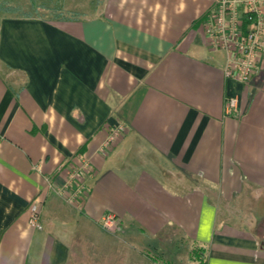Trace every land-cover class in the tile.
Segmentation results:
<instances>
[{"label":"crops","instance_id":"0c3cea01","mask_svg":"<svg viewBox=\"0 0 264 264\" xmlns=\"http://www.w3.org/2000/svg\"><path fill=\"white\" fill-rule=\"evenodd\" d=\"M216 1L0 10V264H91L118 236L164 253L172 230L207 264H264V57L249 84L226 78L204 31ZM83 160L88 193L69 204L58 189Z\"/></svg>","mask_w":264,"mask_h":264},{"label":"built area","instance_id":"2783aa9c","mask_svg":"<svg viewBox=\"0 0 264 264\" xmlns=\"http://www.w3.org/2000/svg\"><path fill=\"white\" fill-rule=\"evenodd\" d=\"M204 31L209 47L225 53L224 73L226 78L243 85L251 82L257 75L260 60L264 57V0H217L208 14ZM238 109L237 98H229L226 114L229 116ZM126 131V125L119 123L112 128L104 148ZM89 160H83L80 167L74 168L66 183L58 193L66 195L69 204L79 205L88 193L85 175L91 172ZM30 223L34 228L43 229L40 222L38 204L31 206ZM116 217L107 214L103 226L110 228Z\"/></svg>","mask_w":264,"mask_h":264},{"label":"rangeland","instance_id":"374dc122","mask_svg":"<svg viewBox=\"0 0 264 264\" xmlns=\"http://www.w3.org/2000/svg\"><path fill=\"white\" fill-rule=\"evenodd\" d=\"M63 7L75 9L82 13L90 14L94 12L95 5L102 0H61ZM12 2L15 5L23 3L29 6V0H0V4ZM42 2L38 0V3ZM3 6V5H1ZM12 11V10H11ZM9 14H20L17 10L8 12ZM44 14L49 18L58 19L60 17L76 16L74 12H62L55 6L46 7L45 4L36 6L32 14ZM170 236L163 239L164 253H159L150 248H142L127 244L126 241L119 240V236L113 238L114 245L111 253H104L99 245L92 247V252L96 260L91 264H204L207 257V249L193 240H186L181 237L178 230H172ZM78 264V263H76Z\"/></svg>","mask_w":264,"mask_h":264},{"label":"trees","instance_id":"16d2710c","mask_svg":"<svg viewBox=\"0 0 264 264\" xmlns=\"http://www.w3.org/2000/svg\"><path fill=\"white\" fill-rule=\"evenodd\" d=\"M29 3H30L29 5L31 7L30 8H26L23 3H18L17 5H15L12 2H6L4 4H0V10H3L5 12H7V13L8 12H12L13 10H16V11L18 10L20 12V14H22V15H31V16H33V15H35V13L34 14H32V13L36 9V6H38V3H37V0H29ZM1 5H3V6H1ZM46 7H48V6H46ZM56 8L60 10V13H61V11L62 12L64 11L61 8H58V7H56ZM64 12H66V11H64ZM69 17H72V16H69ZM60 18H68V17H65L63 15V17H60ZM205 248L207 249V247H205ZM207 251H208V249H207ZM207 260H208V254H207V257H206V259L204 261V264H207Z\"/></svg>","mask_w":264,"mask_h":264}]
</instances>
